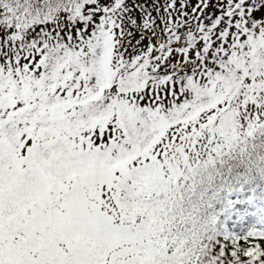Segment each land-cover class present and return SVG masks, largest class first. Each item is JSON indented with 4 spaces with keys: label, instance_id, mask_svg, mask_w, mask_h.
<instances>
[{
    "label": "snow or ice",
    "instance_id": "6c2138e0",
    "mask_svg": "<svg viewBox=\"0 0 264 264\" xmlns=\"http://www.w3.org/2000/svg\"><path fill=\"white\" fill-rule=\"evenodd\" d=\"M0 264H264V0H0Z\"/></svg>",
    "mask_w": 264,
    "mask_h": 264
}]
</instances>
